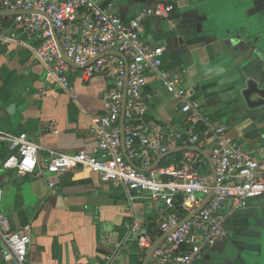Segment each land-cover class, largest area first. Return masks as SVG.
<instances>
[{
  "label": "crops",
  "instance_id": "obj_1",
  "mask_svg": "<svg viewBox=\"0 0 264 264\" xmlns=\"http://www.w3.org/2000/svg\"><path fill=\"white\" fill-rule=\"evenodd\" d=\"M97 1H112L114 13L125 20L159 2L171 3L174 9L167 18L143 15L144 41L163 49V68L177 76L190 98L200 101L203 115L225 127L223 138L236 141L264 163V105L250 108L242 96L251 78L264 86V0ZM12 29L22 43H11L8 54H0V129L25 132L42 148L44 160L49 159L47 150L91 152L96 148L91 118L105 113L111 76L96 75L85 81L73 67L68 75L71 90L53 86L45 78L44 67L31 57L29 47L35 41L18 26ZM146 90L153 95L146 114L135 123L138 127L150 132L189 127L180 101L157 79L149 78ZM70 103L74 121L69 117ZM43 124L53 125L58 132L40 133ZM202 142L200 146L212 145L217 137L211 134ZM140 157L150 158L152 167H157L160 156L146 152ZM1 159L0 187L6 191L2 189L0 211L11 230L28 227L27 264H104L122 236L117 229L134 214L146 229L154 223L153 235H158L159 205L147 196L139 195L143 204L139 208L121 188L101 182L97 174L83 168L57 175L38 169L18 175L3 169ZM205 160L197 171L212 173ZM147 254L131 242L119 250L115 264H132L142 256L145 260ZM0 264L14 263L0 255ZM191 264H264V196L232 212L224 236Z\"/></svg>",
  "mask_w": 264,
  "mask_h": 264
},
{
  "label": "built area",
  "instance_id": "obj_2",
  "mask_svg": "<svg viewBox=\"0 0 264 264\" xmlns=\"http://www.w3.org/2000/svg\"><path fill=\"white\" fill-rule=\"evenodd\" d=\"M173 9L171 3L159 2L125 20L114 13L112 1L0 0V11L13 12L7 27L2 26L0 14L4 54H8L11 43H22L12 29L16 25L35 41L29 47L31 57L44 67L45 78L53 86L71 90L68 75L73 67L80 70V78L85 81L96 75L111 76L105 113L91 118L96 138V148L91 152L47 150L49 159L44 160L42 148L25 132L14 134L0 129L1 166L5 170L25 175L38 169L57 175L79 167L97 174L101 182L121 188L130 202L135 199L134 193L148 192L147 197L159 205L158 235L150 234L134 214L124 223V233L114 242L104 264H115L119 250L131 242L139 251L149 252L163 234L166 236L153 248L146 264H191L202 259L205 250L224 236L232 212L246 208L250 199L264 196V163L236 141L223 138L225 127L203 115L200 101L190 98L177 76L163 68V49L147 44L142 37L143 15L167 18ZM149 78L157 79L178 98L180 111L191 122L187 129L150 132L135 124L146 114L153 95L146 90ZM46 132L58 130L51 124L41 125L40 133ZM211 134L217 142L200 146L202 138ZM177 147L187 149L180 151L174 164L152 167L150 158L140 157L146 152L158 157ZM205 157L213 173L197 171L199 163H206ZM48 184L54 185L52 180ZM29 242L28 227L11 230L0 211L1 257L14 264H27ZM143 263L142 256L132 264Z\"/></svg>",
  "mask_w": 264,
  "mask_h": 264
},
{
  "label": "water",
  "instance_id": "obj_3",
  "mask_svg": "<svg viewBox=\"0 0 264 264\" xmlns=\"http://www.w3.org/2000/svg\"><path fill=\"white\" fill-rule=\"evenodd\" d=\"M0 14L1 15H3V14H13V12H10V11H0ZM242 96L244 98L245 104L248 107L254 108V107L262 106V105H264V86H260L257 79L251 78V79H249L247 81L246 88L242 91ZM253 96H256L257 98L252 99ZM123 106H124V102H123ZM120 126H121V137L123 138V112H122L121 117H120ZM184 149H187V148H185V147H178V148H176L174 150H170L167 153L162 154L158 158V161H160L161 159L166 158V157L174 154L175 152L182 151ZM191 149H196L197 150L198 148L197 147H192ZM206 157L208 158V156H206ZM213 172H214V170H213V167H212V173ZM208 198H209V196H208ZM205 202L200 207H198L194 212H197L205 204ZM165 236H166V234H163V235L160 236V238H158L157 240H155V242L153 243L151 249L149 250V252L147 254V257L144 260V263L143 264H146L147 263L151 251L156 246V244L160 240H162Z\"/></svg>",
  "mask_w": 264,
  "mask_h": 264
},
{
  "label": "trees",
  "instance_id": "obj_4",
  "mask_svg": "<svg viewBox=\"0 0 264 264\" xmlns=\"http://www.w3.org/2000/svg\"><path fill=\"white\" fill-rule=\"evenodd\" d=\"M9 20H10L9 16H3V18H2V26H4V27L9 26L11 23L10 24L6 23V21L9 22ZM4 51H5V47L0 46V54H2ZM69 106H70L69 107V117H70V120L74 121L75 120V116L72 115V105H71V103H70ZM5 152L6 151L4 149L3 153H5ZM180 155H181V152H176V153H174V154H172V155H170V156H168L166 158H163V159H161L158 162L157 166H166V165H169V164H172V163L174 164V163H176L178 161V159L180 158ZM177 212L180 215H183V212L181 210L177 209ZM153 226H154V223L150 224L148 226V228H147V231L150 234H152V235H153V231H152ZM117 230L119 231V235L123 234L124 233L123 224Z\"/></svg>",
  "mask_w": 264,
  "mask_h": 264
},
{
  "label": "rangeland",
  "instance_id": "obj_5",
  "mask_svg": "<svg viewBox=\"0 0 264 264\" xmlns=\"http://www.w3.org/2000/svg\"><path fill=\"white\" fill-rule=\"evenodd\" d=\"M12 172L16 173L15 171H12ZM45 173L50 174V173H48V172H45ZM2 174H4V173H3L2 170H0V175H2ZM1 189H4V190L6 191V187H5V186H2ZM133 193H134V192H133ZM134 195H136L135 200H136V205H137V207L142 208V207H143V204H142V202H140L139 195H142V196H149L150 194H149L148 192H142V193L137 192V193H134ZM1 211L3 212L2 209H1ZM139 217H143V215L140 214Z\"/></svg>",
  "mask_w": 264,
  "mask_h": 264
}]
</instances>
